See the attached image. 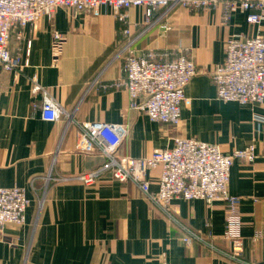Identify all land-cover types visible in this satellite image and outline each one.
I'll return each mask as SVG.
<instances>
[{
	"label": "crops",
	"instance_id": "obj_1",
	"mask_svg": "<svg viewBox=\"0 0 264 264\" xmlns=\"http://www.w3.org/2000/svg\"><path fill=\"white\" fill-rule=\"evenodd\" d=\"M124 15L121 20L109 7L97 16L59 9L26 27L22 42L10 43L28 66L0 73V187L24 189L30 206L24 226L3 229L0 264H264V124L253 122L254 114L264 117V104L224 103L213 80L226 41L264 35V21L251 25L239 11L225 23L222 6L158 12L152 26L144 9ZM55 32L65 37L57 60L51 53ZM127 43L160 61L183 53L194 61L198 74L186 88L179 127L129 109L127 92L115 87L123 79L116 58ZM34 79L63 109L59 121L42 118ZM93 122L127 127L120 154L133 159L170 148L177 136L216 144L225 154L255 145L256 160L236 161L229 184L240 200L241 256L232 257L224 237L223 202L175 201L168 216L132 182L105 174L86 186L80 177L105 161L99 151L81 149V125Z\"/></svg>",
	"mask_w": 264,
	"mask_h": 264
},
{
	"label": "built area",
	"instance_id": "obj_2",
	"mask_svg": "<svg viewBox=\"0 0 264 264\" xmlns=\"http://www.w3.org/2000/svg\"><path fill=\"white\" fill-rule=\"evenodd\" d=\"M224 7V22L236 12L247 14V22L259 26L264 21V0H0V73L20 72L28 66L20 50L13 53L10 43L23 41V31L44 18L52 19L59 9H70L74 14L97 16L103 7H109L124 20L122 10L141 8L145 20L154 25L153 17L165 16L176 8ZM128 34V31H126ZM65 38L55 32L52 38V56L61 57ZM127 43L122 46L117 60L122 63L123 79L115 87L127 92L129 109L143 113L151 122L177 127L186 103V88L197 76L194 61L185 53L160 61L156 56L138 55ZM31 43H28L30 55ZM217 99L224 103H238L255 107L264 104V35L232 36L225 43V59L213 75ZM33 93L41 95L42 118L59 121L64 111L48 91L33 80ZM253 122L264 124V117L254 114ZM81 149L97 150L105 159L98 170L80 177L86 185L95 184L102 175L109 174L121 183L132 182L154 205L167 213L175 212L173 203L203 201L208 206L215 202L225 204L224 237L232 244V257L242 254V219L239 199L229 193L231 170L236 161L253 163L256 147L225 154L216 144L177 136L172 146L157 149L144 159H133L120 154L127 140L128 128L102 122L81 125ZM86 146V147H85ZM152 173H156L155 178ZM156 186L154 190L152 187ZM30 202L20 187H0V233L9 225H24ZM195 238V237H193ZM192 238V239H193ZM185 239V242H190Z\"/></svg>",
	"mask_w": 264,
	"mask_h": 264
},
{
	"label": "rangeland",
	"instance_id": "obj_3",
	"mask_svg": "<svg viewBox=\"0 0 264 264\" xmlns=\"http://www.w3.org/2000/svg\"><path fill=\"white\" fill-rule=\"evenodd\" d=\"M115 14V13H114ZM119 14H121V15H124V10H122ZM23 37H24V31H23ZM65 38V37H64ZM28 43H31V42H28ZM28 43H27V50H26V52H28ZM65 43V42H64ZM64 50V49H63ZM21 53H23L22 51H20ZM51 53H52V44H51ZM63 54V53H62ZM62 56V55H61ZM29 57V56H28ZM54 59V58H53ZM33 91V90H32ZM186 102H187V99H186ZM181 124V123H180ZM180 124H179V126H180ZM179 126H177V127H179ZM176 127V128H177ZM28 199V198H27ZM29 200V199H28ZM30 202V201H29ZM30 206V205H29ZM42 207V206H41ZM29 208V207H28ZM28 208H27V210H28ZM166 215H168V216H170L172 213H175V212H170V213H167V212H165L164 210H162ZM27 212V211H26ZM25 225V224H24ZM24 225H10V226H6V227H18V228H20V227H22V226H24ZM5 227V228H6ZM2 233V232H1ZM1 233H0V235H1Z\"/></svg>",
	"mask_w": 264,
	"mask_h": 264
}]
</instances>
